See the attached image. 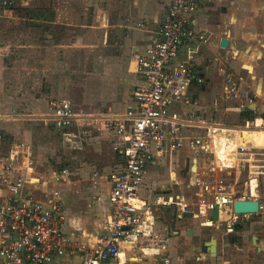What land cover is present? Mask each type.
<instances>
[{
	"label": "crops",
	"instance_id": "1",
	"mask_svg": "<svg viewBox=\"0 0 264 264\" xmlns=\"http://www.w3.org/2000/svg\"><path fill=\"white\" fill-rule=\"evenodd\" d=\"M56 2L57 0H54L53 4L49 3L47 20L50 24H64L69 29L77 30L100 29L103 32V46L96 47L98 50H92L94 57L87 60L97 64L92 73H87L86 84L88 94L97 98L95 99L97 106H92L88 110H93L97 114H88L86 118L80 120L74 113L76 119L73 126L62 131L56 130L52 124L48 126L50 121L47 114H38L36 116L40 117H35L33 121L43 123L42 128L45 127L43 130H47L45 132L48 135L61 136L67 143L70 141L72 144L79 145L81 139L85 142L84 133L88 130V135H91V128L97 127L98 132H93L95 140L89 138L83 148L85 150L83 156L73 162L75 165L79 164V167H75L68 160L70 158L65 159L70 155L68 154L70 151L57 154L51 150L46 153L45 148L36 141L34 135L30 134V124H26V121L31 119H25L20 124L22 128L18 131L19 137H12V142L7 143L3 134L0 153L6 155L17 142H24L29 146L36 164L34 175L28 178L32 183L30 188L41 199L39 191L45 190L49 196L53 191H57L64 210L63 232L76 243L94 247L110 215L108 202L110 184L105 177L120 164L122 159L113 149L114 133L107 121L115 113L106 112L115 111L119 105L116 99L124 100L123 112L132 90L140 84L134 74L133 55L156 41L160 21L170 0H62L59 7ZM37 15L40 16L39 13ZM91 16L92 23H89ZM192 24L197 30L203 31L207 38L206 43L201 45L194 56V63L203 83L188 90L190 104H174L171 109L181 116L194 113L203 121L219 123L226 128L220 134L219 145H224L225 142L232 148L234 143H243L257 154L252 158L256 161H239V157L232 156L227 158L230 164L226 162L227 171L237 168L236 173L239 167L247 170L248 181L244 185L251 190L250 180L253 177L250 174L257 170L258 165L255 162L263 161L260 156L264 157L262 152L264 146H258L254 140L257 137H264V0H202L196 13L192 15ZM223 39L227 41L226 47H221L220 42ZM52 44L53 48H63L65 51L71 48L67 42H52ZM6 49L7 46H0L1 69L5 68L3 51ZM87 53L92 54V52ZM180 54L179 59H182V53ZM229 88H233L238 96L234 97L232 93H228L226 89ZM248 96L253 98L251 104H248ZM1 121H7V125L12 123L8 122V118ZM80 121H91L86 124L91 125L90 128H80L83 125ZM223 151L221 148L218 155L215 151L216 155L205 157L184 146L176 152L167 153L147 168L143 186L138 192L140 215L144 219L142 229L145 234H157L167 242L162 250L159 249L160 251L144 245L143 242L134 246L122 245L119 250L121 255L116 258L114 264H158L162 260L154 262L153 257L156 256L169 259L170 264H246L248 250L239 244L234 247L222 246V239L218 241L213 228H210L214 223L229 219V212H218V220L213 222L210 219L211 211L206 205H199V187L193 182H190L191 186L189 185L188 190H191V193L197 190L195 195L198 198V205L191 203L190 206H198V212L190 209L193 214L189 218L177 217L179 207L176 203L179 201L174 202L175 198L180 200V203H187L188 199L176 193L177 183L174 181L173 173H170L171 185L169 189H163V193H160L162 195L157 194L155 190H152L154 191L152 193L147 189L160 165L167 163L174 165L177 161L178 164L190 163L195 169L193 173L198 170L196 175H201L205 174L203 172L207 167L219 165L215 157L219 156L223 160ZM177 152L179 157L175 155ZM70 157L73 161L72 155ZM53 162L56 163L54 166L64 163L59 170L69 168L70 177H80H77L76 181L71 179L72 182L61 179L56 181L54 173L59 172L57 166L56 169H52ZM201 163L203 166H200ZM212 175L214 177L215 174ZM252 182L255 190L256 182L255 180ZM255 193L257 190L253 195L248 192L247 197L243 198L258 201L259 209L256 214L259 215L264 207V194ZM4 196L5 194L0 197V201ZM159 205L164 206L162 208L166 212H170L171 223H162L155 219L151 209ZM174 212H176V220H182L181 222L175 221ZM173 220L176 223H173ZM204 231L209 232V235H203ZM170 235L173 237L170 238ZM200 239L204 240L201 241L204 246L208 245L209 239L214 245L216 243L213 256L210 248L201 247ZM136 250L139 252L137 253ZM81 260L80 254H65L57 257L50 264H80Z\"/></svg>",
	"mask_w": 264,
	"mask_h": 264
},
{
	"label": "built area",
	"instance_id": "2",
	"mask_svg": "<svg viewBox=\"0 0 264 264\" xmlns=\"http://www.w3.org/2000/svg\"><path fill=\"white\" fill-rule=\"evenodd\" d=\"M201 2L170 0L156 41L133 55L134 74L140 84L132 90L125 110L107 120L114 133L113 149L122 159L105 177L110 184V215L94 247L76 243L63 232L64 210L57 191L50 196L45 190L39 191L41 199L30 188L32 183L28 178L36 164L29 146L17 142L6 155L0 153V197L5 194L0 201V264H50L65 254H80V264H114L122 245L143 242L162 250L167 240L157 234L147 235L142 229L144 219L140 215L138 192L147 168L184 146L205 157L216 155L215 151L218 155L221 148L224 150L223 160L215 157L219 165L207 167L202 177L197 175L194 179L200 191L199 204L206 205L209 211L214 206L219 213L228 211L233 221L252 215L233 212L234 201L249 199L231 197L225 191L226 186L219 184L212 174L228 169L227 158L256 161L252 158L257 154L243 143H234L232 148L225 142L219 145L220 134L226 130L219 123L203 121L194 113L181 116L171 109L174 104H190L188 90L203 83L194 56L207 38L192 24V15ZM15 7L16 0H0V9L4 11ZM226 91L238 96L233 88ZM247 101L251 104L253 98L248 96ZM49 109L52 113L48 118L56 130L73 126L76 115L68 99L51 102ZM3 134L0 119V145ZM256 167L253 174H262L264 165ZM57 172L56 181L70 180L68 169ZM176 205L180 219L190 211L188 204ZM158 264H170V261L166 258Z\"/></svg>",
	"mask_w": 264,
	"mask_h": 264
},
{
	"label": "rangeland",
	"instance_id": "3",
	"mask_svg": "<svg viewBox=\"0 0 264 264\" xmlns=\"http://www.w3.org/2000/svg\"><path fill=\"white\" fill-rule=\"evenodd\" d=\"M60 2L62 0H57V7L60 6ZM49 3L53 4L54 0H16V7L13 10L4 11L0 9V46L8 47V49L3 51L5 55V68H0V118H8V122H12L8 123V125L7 121L2 122L7 143L13 141L12 137H19L18 131L22 128L20 124L25 119H31L26 121V124H30V134L34 135L36 141L45 148V152L49 153L53 150L57 154L60 152L64 154L63 152L70 151L68 154L72 155L73 161L70 160V155H67L65 159L70 158L68 160L73 163L83 156V152L85 151L83 148L87 140L91 137L92 140H95L93 136L95 132H98L97 127L91 128V135H88L87 130L84 133L85 142L81 139L78 145L72 144L70 141L67 143L61 136L48 135L45 132L47 130H43L45 127L42 128L43 123L33 120L35 117H40L36 116L38 114L50 115L52 113L49 109L51 102L58 99H68L71 103L72 111L78 115L77 117L80 120L86 118L85 116L88 114H97L93 110H88L92 106H97L95 101L97 98L91 97L88 94V86H86L88 82L87 73H92L97 64L88 62L87 60L94 57L93 51L98 50L96 47L100 48L103 46V32L100 29L77 30L69 29L64 24H50L47 20L49 18ZM78 9L81 10L79 6ZM38 13L40 14L39 17ZM91 15L94 16V13L91 12ZM91 19L92 16L89 18V23H92ZM52 42H67L71 45V48L68 51H65L63 48H53ZM87 52H92V54L88 55ZM117 101L119 105L115 111H107V114L122 112L123 105L125 104L124 100L116 99ZM33 104H35L34 107ZM30 115L33 116L30 117ZM87 118L89 119V117ZM80 122V124H83L80 127L82 129H87L91 126L86 125L91 121ZM49 124L51 123H48V126ZM254 140L258 146H264V137H257ZM81 143L83 146H81ZM175 155L179 157V152ZM260 159L263 161H257L255 164L264 165V157L260 156ZM54 164L56 163L53 162L52 169H56L55 167L57 166L58 170L60 166L64 165V163H59L60 165L57 164L56 166ZM74 166L79 167V164H74ZM200 166H203L202 163ZM196 168L198 169V167ZM236 170L227 171V169H223L213 173L217 182L226 186L225 191L231 197H247L248 192L253 195L256 190L257 193L255 194H264V169H261L263 174H250L253 177L250 180L251 190L244 185L248 181L247 170L239 167V171L235 173ZM197 172L198 170L193 173V166L190 163L178 164L177 161L174 165L168 163L160 165L156 170L155 175L157 177L155 178L154 175L153 181L147 189L149 191L155 190L158 192L157 194H160L163 189H169L172 180L170 173H173L174 181L177 183L175 185L176 193L186 197L188 202L185 204H188V207L194 212L195 210L198 212V206H190L191 203L197 204L198 198L195 195L197 190H193L192 193L191 190H188L190 182L194 184ZM77 177L80 176L70 177L69 182H72V180L76 181ZM252 180L256 182L255 190L254 182L251 183ZM156 187L157 189H155ZM193 188L195 189L194 186ZM178 198L180 199V197ZM178 201L180 202V200L175 198L174 202ZM152 202H155V200H152ZM199 205H202V203ZM162 207L164 206L152 207L153 216L162 223H171L170 212H166ZM175 215L176 212H174L175 221L177 223L181 222L182 220H176ZM245 220H247L246 217H240L236 221L227 219L214 224L213 232L216 233L218 241L224 238L225 235L218 233L217 229L226 233L231 230H238L240 228L235 226L236 222H243ZM175 221L173 220V223H176ZM234 236L237 235L234 234ZM172 237L170 235V238ZM136 252L138 253L139 251L136 250Z\"/></svg>",
	"mask_w": 264,
	"mask_h": 264
},
{
	"label": "flooded vegetation",
	"instance_id": "4",
	"mask_svg": "<svg viewBox=\"0 0 264 264\" xmlns=\"http://www.w3.org/2000/svg\"><path fill=\"white\" fill-rule=\"evenodd\" d=\"M259 209V204H258ZM264 207L261 214H255L247 217L243 222H236L235 226H241L238 230H231L227 233L217 229L218 233L226 234L221 241L222 246L234 247L237 244L242 248L247 249L246 264H264ZM216 224V223H214ZM213 224V227H214ZM210 225V228H213ZM207 229V227L205 228ZM235 229V228H234ZM237 235V236H234ZM203 235H209V232L204 231ZM235 238H233V237ZM204 240L200 239V245L203 249H209L214 243L209 239L208 245L203 244ZM216 247V243L214 245Z\"/></svg>",
	"mask_w": 264,
	"mask_h": 264
},
{
	"label": "water",
	"instance_id": "5",
	"mask_svg": "<svg viewBox=\"0 0 264 264\" xmlns=\"http://www.w3.org/2000/svg\"><path fill=\"white\" fill-rule=\"evenodd\" d=\"M220 44H221V47H226L227 41L223 39L221 40ZM233 212L236 214H256L258 212V201L256 200H236L233 202ZM192 214H193L192 212H187L183 215V218L192 217ZM217 218H218V208L217 206H214L210 212V219L213 222H216L218 220ZM210 249H211V254L213 256L215 252V246L212 245ZM165 259L166 258H162L159 256L153 257L154 262L156 260L163 261Z\"/></svg>",
	"mask_w": 264,
	"mask_h": 264
},
{
	"label": "bare ground",
	"instance_id": "6",
	"mask_svg": "<svg viewBox=\"0 0 264 264\" xmlns=\"http://www.w3.org/2000/svg\"><path fill=\"white\" fill-rule=\"evenodd\" d=\"M119 255H121V254H119ZM121 261V260H120Z\"/></svg>",
	"mask_w": 264,
	"mask_h": 264
}]
</instances>
